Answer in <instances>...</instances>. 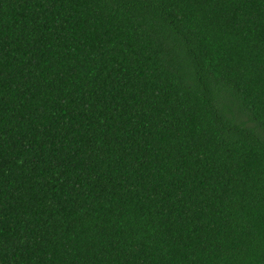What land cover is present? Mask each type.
I'll return each mask as SVG.
<instances>
[{"label":"trees","instance_id":"obj_1","mask_svg":"<svg viewBox=\"0 0 264 264\" xmlns=\"http://www.w3.org/2000/svg\"><path fill=\"white\" fill-rule=\"evenodd\" d=\"M0 264H264V0H0Z\"/></svg>","mask_w":264,"mask_h":264}]
</instances>
